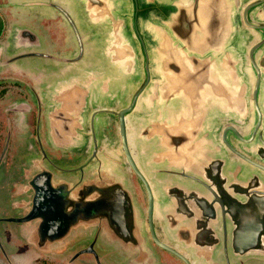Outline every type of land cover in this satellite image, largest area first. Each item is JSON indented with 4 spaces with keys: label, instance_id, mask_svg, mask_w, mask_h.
<instances>
[{
    "label": "flooded vegetation",
    "instance_id": "obj_1",
    "mask_svg": "<svg viewBox=\"0 0 264 264\" xmlns=\"http://www.w3.org/2000/svg\"><path fill=\"white\" fill-rule=\"evenodd\" d=\"M66 1L67 4L65 3L66 5L63 6L73 21L74 17H82L81 26H78L74 21L78 30L76 33L70 22L65 16H62L68 22L70 38H73V43L71 41L73 51L68 59L34 52L23 54L21 47L25 45H29L30 48L35 47L33 45H37L36 38H23V34L18 36L21 39L17 38L16 42L13 40L14 37L8 38L9 23L2 8L10 5L15 6V4L19 7L20 3L19 0H0V9H2V11L0 10V48L2 49L8 44L12 47V52L8 51L10 49L8 46L3 56L0 57L1 73L10 67L19 68L27 60L41 58L55 66L58 64L57 62L76 65L81 61L84 63L93 59L99 63L101 59L103 63L100 61V65L105 67L100 73L102 78L108 79V81L111 77L116 78L117 81L121 78L119 72L122 71L123 65H121V70L118 67L108 68L110 66L107 62L109 53L106 45L100 43L99 40V34L103 27L91 24L85 19V15L80 16L81 12L75 3ZM112 1L116 2L115 17L120 16L122 19V21H118L120 22V28H118L121 30L120 35L126 36L125 39H129L134 48L136 60L134 59L133 62H135L137 71L133 74V71L129 69L132 72L130 76L132 81H129L131 84L128 85H133L134 88L129 105L134 102L139 91L141 94L138 95L133 110L124 118L126 142L131 160L142 176L148 180L154 196L153 231L156 240L180 253L191 264H244V262L248 264L252 257L264 259V245L250 252L251 259L247 254H244L237 261L235 257L241 256H236L232 250L227 251L225 232L228 244V241H232L235 230L228 221L223 220L219 208H214L212 211L211 204L208 202L211 197L202 193L201 189L197 190L194 175L201 174L200 168L191 167L192 172L172 168L165 170L164 166L158 165L161 161L155 162L156 142L153 141L150 126L152 123L159 124L166 119L160 112L158 103L156 104L150 99L154 92V86L149 87V82L158 80L152 74L154 60H151L153 59L150 56L152 55L151 48L147 50L154 41L151 37H143L144 35L139 32L138 25L140 18L146 15L150 17L155 13L158 14L157 16L166 18L164 20L167 22V18L171 17L170 13H173L176 8L165 6L167 8L163 9L165 13L163 14L156 7L157 0ZM233 3L230 26L235 28L233 31L235 38L231 43L233 47L231 50L237 51L236 46H239L241 50L242 47L247 46L245 64H250L249 55L251 53L255 55L256 52L257 62L263 59L264 63V48H260L264 41V0H233ZM165 27L159 29L172 34ZM83 30L87 32L85 34H91L87 35L91 36L89 42L96 43L95 47L98 42L100 45L98 46L99 50L94 51L95 53L90 57L84 53L85 41L80 33ZM103 34L108 33L103 32ZM76 37L77 41H75ZM104 39L108 42L106 37ZM170 39L174 41L173 37ZM93 40L96 42L94 43ZM80 43L83 45L82 56ZM174 43V51L183 52L181 50L185 48L186 44L179 41ZM186 61H189L187 56L183 59L182 64H187ZM83 63H81L82 67H84ZM48 72L51 73V76L47 82L52 81L51 85L46 92H41V96L47 98L45 103L47 114L42 115V112L39 111L42 99L37 94L35 110L38 113L36 117L41 116V120L38 123V131L29 130V132L33 133V138L38 141L40 154L45 150L39 137L41 124L47 128L45 134L47 138H45L53 153L70 154L71 157L68 159L70 164L68 165L62 164V159L53 154L44 157L37 155L30 166L20 162L23 159L21 157L23 153L17 149V142H14L15 145L12 142L17 141V130H21L25 126L26 115L30 117L31 111L25 101H20L21 108H19L18 116L16 109L18 104L11 106L12 103L9 105L7 102L8 93L15 88V85H5L4 81L7 80L3 76L0 77V107L4 108V113L0 115V264H12L11 260L19 261V264H22L21 262L25 263L28 260L46 261L47 258L54 260L56 257L67 260V264H164L165 255L171 256L180 264H185L176 256L163 250L153 239L149 225V195L145 185L134 172L130 160L123 152L122 134H120L117 144L116 141L112 144L109 143L100 153V141L96 139V133H98L96 123L98 122L96 118L93 121H90L89 118L91 110L98 107L95 102L104 98L102 94L98 93L96 83L92 84L89 91H85L86 96L80 93V98L78 91L71 92L66 89L68 86L64 84L62 74L58 69H49ZM75 72L72 78L75 77ZM157 73L160 79L164 78L161 73L158 71ZM207 73L205 74L206 78ZM88 77L91 75L84 76L83 79ZM251 80L252 87H254L255 78L252 77ZM116 90L120 92L116 97L121 98L122 96L120 104L127 107L121 89L116 87ZM70 93L76 94L75 100L69 98ZM163 98L171 99L165 89H163ZM1 102H3L2 105ZM207 106L210 105L206 104L203 96L202 106L198 109L201 110L203 107L204 111H207ZM182 118L179 119V128L184 126L182 123L189 125L200 123V120L189 119L190 114L182 116ZM128 119L132 121L131 128H133L134 134L136 132L135 142L132 141V134H128V125H126ZM116 120L119 124L118 132H121L117 116ZM223 123L224 121L220 125L222 126ZM225 123L224 128L233 125ZM104 124L112 129L114 127L113 120L104 121ZM207 129L210 132L214 130L213 127ZM172 132L173 139H178L177 136L183 135V132L178 133V129L172 130ZM204 132L192 133L190 139L188 133L184 132L186 137L191 142L193 141L189 149L192 153L196 151L202 152L204 155L207 152L210 153L208 147L202 150L203 143H207L204 135L206 131ZM91 135H94L92 141ZM11 140L13 141L11 142ZM224 144L220 142L219 146L226 148ZM82 147L87 148L81 149ZM78 151H83L85 156H76ZM87 152L89 153L87 154ZM158 152L164 154L163 148H160ZM210 154L215 157V154ZM182 157L183 152L179 155L180 159ZM218 162H222L218 167L225 170L222 173L223 177L229 178L223 157ZM134 179H138V187L131 183ZM24 182H26V186H23ZM120 184L129 192L134 206L133 212L129 207L127 208V203L124 204L127 202L124 197H121L113 188L119 187L117 185ZM196 190L201 192L208 201L204 203L200 196L196 195ZM140 195L143 201L145 199V203L140 199ZM4 198L7 202L5 206H2ZM35 199L38 201L37 205H35ZM7 207L9 210L12 208V212L14 211L12 217H7ZM15 219H19V221L29 219L30 221L19 224L8 221ZM5 224H12L14 228L8 229L4 226ZM9 234H15L19 239V248L7 247L9 244L6 240Z\"/></svg>",
    "mask_w": 264,
    "mask_h": 264
},
{
    "label": "water",
    "instance_id": "obj_2",
    "mask_svg": "<svg viewBox=\"0 0 264 264\" xmlns=\"http://www.w3.org/2000/svg\"><path fill=\"white\" fill-rule=\"evenodd\" d=\"M76 2H80L83 5V10L89 22L103 27V30L99 34V40L100 43L106 45L108 53L116 57L115 60L122 61V67L129 66L128 69L133 71V74L136 73L137 68L135 67V62H133L136 60L133 53L134 51H132V54H128V49H132L121 39V30H118V28H120V22H116L115 20V12L117 11L116 2L112 0H77ZM50 6L63 14L70 22L74 31L78 33L73 19L67 14L66 10L55 4H51ZM78 7L80 8V4ZM178 16L181 15L178 14ZM178 18L179 17L176 16L174 20L170 21L171 25L168 24V26H166L171 33L174 32L172 27L174 28V25L178 22ZM103 32H107L108 34L105 35ZM156 32L155 30V33ZM150 36L154 41V33H151ZM162 36L160 32L157 33L156 43L162 39ZM105 37L108 42L105 41ZM80 47L82 56L83 45L81 43ZM235 48L237 49V51L235 50L236 52L233 50H226L225 52L218 50L215 52L216 56H210L209 63H205L209 65L207 78L205 80L207 81L206 85L212 86L211 82H215L216 84L224 82L225 88L229 90V93L225 94V101L227 100L228 102L227 108L229 107V113L223 116H221V114L217 115V118L212 119L210 116L211 112L207 110V113H203L202 120L206 121L208 119V127L210 129L213 127L214 130L212 132L207 128L201 130L202 127L199 130L206 131L204 135L206 136L205 139L207 143H203L202 150L208 147L210 153L215 154V158H218L217 160L213 159L210 164H207L205 162L211 154L207 152L204 155L202 152L198 153L199 151L191 153L190 156H187V153H185L186 155L180 159L179 155L182 154L184 148L183 146L180 147L174 144L172 129H168L167 124L161 125L160 122L159 124L152 123L150 130L153 135V141L156 142L155 162L157 160L161 161L158 165L164 166L165 170L172 168L175 170H186L187 172H192L191 167L200 168L201 174L196 176L193 173L195 178L194 176L192 177L195 179L196 186L198 187L197 190L201 189L202 193L210 196L211 199L208 201L207 198H205L201 192H197V190L195 193L200 196L204 203L208 201L211 204L212 211L214 208H219L223 220L228 221L234 227L233 239L232 241H228V244L225 232L226 249L228 247L227 251L232 250L236 256H241L235 257L236 260H240L244 254H247L248 258L251 259L252 255H250V252L264 245V63L263 59L257 62L258 57L256 52L255 55L253 53L249 55L251 65H246L245 60L247 58V53L245 51L247 46L242 47V50L239 46ZM260 48H264V41ZM231 55L236 61L230 58ZM188 59L193 62L192 66L193 64L195 65V63L199 64L201 60H203L200 57L199 60L193 56H188ZM151 60L153 61V59ZM118 66L117 67L121 70V64ZM128 72L129 73L123 74V72L120 71L119 75L121 77L131 76L132 72ZM157 74H154V76H156L158 80L152 83L149 82V87L154 86V92L150 99L156 104L158 103L160 112H162L165 119L174 112L176 114L179 113V111L184 112V110L185 113L187 111L189 112L182 100H174V103L171 102L173 97L168 100L163 98L164 88H162V84L160 83L161 79ZM252 77L255 78L254 87H252L251 83ZM189 88H192V86L182 89V92L185 94L188 93V96L191 97L192 92ZM148 91L150 92V88ZM139 94H141V91H139L138 95ZM137 97L128 110L121 111L117 115L121 126L123 152L130 160L134 172L147 189L150 200L149 225L153 239L163 250L176 256L185 264H191L180 253L161 244L155 238L153 231L154 196L149 182H147L148 180L142 176L137 166H135L131 160L126 142L124 118L135 107ZM179 101H181V103ZM190 108L196 109V107L192 106H190ZM231 108L235 110L231 111ZM211 109L217 111L219 105L214 104L211 106ZM208 114L209 116H207ZM223 121V125L226 124L225 122L233 125L224 128L223 125H220ZM182 136L183 135L175 137L183 141L185 138H182ZM168 140L171 141L173 147L167 145ZM220 142L223 144L225 143L224 145L226 148H221L219 146ZM160 148H163L164 154L158 152ZM221 157H223L226 169L228 170L227 173L229 174V178L223 177L220 170L221 167L217 168V166L222 164V162H218ZM117 186L119 187L113 188L116 189L121 197H124L127 201L124 204L127 203V208L129 207L130 211L133 212L134 206L131 202L129 192H127L123 185L120 184ZM37 204L38 201L35 199V205ZM214 217L213 212V218ZM29 219L8 221L19 224L28 222L30 221ZM248 262L250 264H264V259L252 257ZM244 264H246V262H244Z\"/></svg>",
    "mask_w": 264,
    "mask_h": 264
},
{
    "label": "crops",
    "instance_id": "obj_3",
    "mask_svg": "<svg viewBox=\"0 0 264 264\" xmlns=\"http://www.w3.org/2000/svg\"><path fill=\"white\" fill-rule=\"evenodd\" d=\"M76 1L77 0H68V3L73 2L77 6H79L80 4V16L85 15V19H87V15L83 10V5L80 2L77 3ZM65 3L67 4L66 0H35L31 4L20 3L19 5L20 7H42L44 9H53L50 5L55 4L66 10V8L63 6ZM144 4L148 5L147 3ZM165 6H169V8H176L173 13H170L171 17L167 18V22L164 20L166 18L157 16L158 14L155 13L150 17L146 15L140 18L138 28L139 32L144 35L143 37L145 38H150L151 33H154L155 35L154 42L150 45L149 48H147V50H150L151 48L150 53H152V55L150 56L154 60V71L152 72V74L156 75L157 71L161 73L162 77H164L160 80L162 88H164L165 91L170 94L171 98L173 97V102L174 100H182L184 105L189 110V112L187 111L186 113L184 110V112L179 111V113L173 114L168 119L163 120L161 122V125L167 124L168 129H178V133L183 132L182 138L184 137L185 139L183 141L173 139L174 144L180 147L183 146V156L186 155L185 153H187V156H190L192 152L189 149L191 147V144H193V141L191 142L189 140L191 138V134H198L200 132L199 130L201 129V127V130H204V128H208L209 126L208 119L206 121H201L203 113H207V111H204L203 107L201 108V110L198 109L200 106H202V97L204 96L206 104L210 105L207 107L208 111L211 112L210 116L212 119L217 118V115L221 114V116H223L229 113V107L227 108L228 102L227 100L225 101V94H228L229 90L225 88L226 86L224 85V82H222L221 84H216L215 82L213 83L210 81L212 86L206 85L207 81H205V74L206 72H208L209 65L205 63L210 61V56H216V51L219 50L221 52H225L226 50L229 51L231 50V48H233L231 43L235 38V34L233 33L235 28L230 26V21L232 18L231 13L233 10L232 7H234V3L233 0H157L156 7L159 9L158 11H160V13L165 14L163 11L164 8H167ZM16 8L17 6L15 4V6L10 5L9 7H6L5 10H3L4 14L8 16L7 18L9 21L8 38L12 36V38H15H13V40H15L16 42L18 41L17 38L21 39V37L18 36L23 34V38L33 37L36 38L35 40L37 41V45H33L35 47L30 48L29 45L22 46L21 52L23 54L34 52L44 55L47 54L58 57L62 56L65 57V59H68L70 57L73 48L71 44L70 33L68 32L69 25L66 23V20L62 17L63 15L60 12H58L56 9H53V11H55L53 12V14H45V18L43 20L44 22L41 26H43L44 32L46 34H43V31L36 32L26 27L19 26L17 28H13V25L16 24H14V22H17L16 17L19 14ZM75 13L77 14V12ZM178 14L181 16H178ZM176 16L179 18L176 25H174V28L172 27L174 31L172 32V34H167L165 31H161L159 29L168 26V24L171 25L170 21L174 20ZM120 19V16L115 18L116 22L122 21V19ZM74 21L78 24V26H81L82 17H74ZM165 28L168 29L167 27ZM155 30L157 31L156 33ZM159 32L163 36L162 39L159 40L158 43H156L157 33ZM28 33L29 35H26ZM80 33L83 35L85 41L84 53L90 57L93 53H95L94 51L99 50V42L97 45L98 49L96 50V41L94 42L93 40L95 44H92L91 42H89L91 36H87L91 34H85L87 32H85L84 30ZM125 37L126 36H124L123 34L121 35V39L124 41V43H126L128 46H130L129 48L132 49H128V54L130 55L132 54V51H134V48L131 45L130 40H126ZM171 37L174 38V41L173 39H170ZM175 41H179L183 44H186L185 48L181 50L183 52H180L178 50L174 51ZM8 46L10 48L8 51L12 52V47L10 46V44H8L4 48H0V57L3 56ZM185 56H193L198 59L200 57L203 60H201L199 64H193V66L192 61H186L187 64L184 65L182 64V61ZM115 58L116 57H113V55H110V53L108 54L107 62L110 65L108 66V68H117L119 64L122 65V61L115 60ZM230 58L235 60L232 55ZM41 59L27 60L23 63L22 66H19V68L10 67L7 68L6 71L21 70L22 68L28 70V72H30L35 77L36 83L32 84V86H35L34 90L36 89L35 91L38 92V88L40 86V88H42V91L46 92L47 88L51 85L52 82H47V79L51 76V73L48 72V70L58 69L59 72L62 74V80H64V84L68 86L66 87V89L71 92L78 91L80 98V93H82L83 96H86L85 91H89L92 84L96 83L98 93L102 94L103 97L107 95L108 97L115 98L117 95L120 94V92L116 90V87H119L121 89V93L123 94V96H125V106H127L131 101L134 88L133 85H128L130 83L129 81H131L132 79L130 75L125 77L122 76L121 78H119L118 81L116 78L113 79L112 77L109 81L108 79L105 80L104 78H102V76H100V73H102L103 68H105L100 65V61L101 63H103L101 59L99 60V63L96 59H93L92 61L88 60L84 63L81 61L76 65L70 63L60 64L59 62H57L58 64L56 66L55 64H52L49 61L47 62L44 59ZM81 63H83L84 67L81 66ZM128 71L129 69L127 67L122 68L123 74L129 73ZM74 72L75 79L72 78ZM82 73L85 74L84 76L91 75V77L83 79L84 76L82 77ZM189 86H192V88H189V90L193 93H191V97L188 96V93L185 94L182 92V89ZM111 92L113 93V95H111ZM69 95V98L75 100V93H70ZM179 102L181 103V101ZM214 104L219 105V109L217 111L211 109V106H213ZM190 106L196 107V109H191ZM42 107L44 108L45 114H47L46 104L42 103L41 106H39V110L42 109ZM233 110L235 109L231 108V111ZM41 111L43 112V110ZM188 114H190L189 119L194 118L195 120H200L201 123L196 125L182 123V125H184L186 128L184 129V126L182 128H179V119H181L182 116L185 117ZM207 116H209V114ZM128 132H130V130ZM184 132L188 133L189 139L188 137H186L187 135H185ZM135 134L132 128L133 142H135L136 139ZM167 145L169 147H173L171 141L169 140L167 142ZM213 159L215 160L216 158L210 156L208 157L205 163L210 164ZM220 170L221 173L225 171L224 168H220ZM6 242L7 244H9L7 247L19 248V239L15 236V234H9ZM165 258L170 262L179 263L169 255H165ZM1 262L3 261L1 260ZM11 263L19 264V261L16 262L11 260ZM21 263L34 264V261L28 260L25 263Z\"/></svg>",
    "mask_w": 264,
    "mask_h": 264
},
{
    "label": "rangeland",
    "instance_id": "obj_4",
    "mask_svg": "<svg viewBox=\"0 0 264 264\" xmlns=\"http://www.w3.org/2000/svg\"><path fill=\"white\" fill-rule=\"evenodd\" d=\"M33 1L35 0H19V3H25V4H30L33 3ZM30 2V3H29ZM129 7V6H128ZM130 8V7H129ZM3 10H5L6 8H2ZM2 9H0L2 11ZM19 12V14L17 15L16 19L17 22L15 21L13 25V28H17L19 26L21 27H26L29 29H32L36 32H42L43 34H46L44 32L43 26H41L43 24V20L45 18V14H53V9H44L42 7H17L16 8ZM9 13V12H8ZM57 13V12H56ZM8 16L6 15V18ZM8 20V18H7ZM9 23V21H8ZM68 24V22H66ZM7 24V23H6ZM11 24V23H10ZM71 41L73 43V38L71 37ZM75 41H77V37L75 38ZM140 42V40H139ZM45 47V46H44ZM3 76L5 77V85H9V84H13L15 85L14 89H11V91H9L8 95L9 97L7 98V102L8 104L11 106L13 105H19L20 101H25L31 111V116L29 117L28 115H26V122H25V126H23V128H21V130H17V141H13L11 140V142L14 144V142L16 143L17 149L19 150V152L23 153L22 154V161L20 160V162L22 163H26L28 166L32 165V161L35 159V157L37 155L39 156H46V155H55L56 157H60L62 159V164H70L68 163V159L70 156V154H62L59 153L58 154H54L50 144L48 142V140L46 139L47 137L45 136L46 132H47V128H45L42 124H41V134H39L38 138L40 141L43 142L45 150L41 151L39 154V143L36 139L33 138V133H30L29 130H33V131H38V123H40L41 120V116L40 117H36L38 111L35 110V106L37 105L36 101L37 100V94L41 97L42 103H46L47 102V98H45L44 96H41V92L42 88H38V92L34 90L35 86H32L33 83H36L35 81V77L34 75H32L30 72H28V70L22 68L21 70H14V71H3L2 73L0 72V77ZM50 80L49 78L47 79V81ZM52 80V79H51ZM111 95H113V93L111 92ZM39 97V99H40ZM122 98V96H121ZM121 98L116 97V98H112V97H108V96H104L103 99H101V101L99 102H95L97 103V109H92L91 112L89 113V118L90 121H93L95 118L97 120L96 123L97 127H98V133H96V139L100 141V153L103 152V150L109 145V143H113L114 141H116V144L118 143V140L120 138V134L121 132H118V127L119 124L116 120V116L119 112H121L122 110L131 107L133 105V102L131 103V105L128 104L127 107H123L120 104ZM16 100H18L17 102H15ZM3 102H1L2 105ZM17 105V110H18V116H19V107ZM100 105V106H99ZM1 111H0V115H2L4 113V108L1 106ZM43 110V112L41 111ZM39 111L42 112V115L45 114L44 108L42 107V109H40ZM22 114V113H21ZM12 115H14V113H12ZM19 119H21L19 117ZM37 120V121H36ZM107 120H113V126L114 128H110L108 125L106 127V125L104 124V121L107 122ZM131 120L128 119V121L126 122V125H128V130H130V132H128V134H132V128H131ZM91 129V128H90ZM129 134V135H130ZM115 135H116V140H115ZM46 137V138H45ZM24 139H26L24 141ZM91 141L94 140V135H91ZM95 139V140H96ZM24 141V142H22ZM22 142V143H21ZM11 143V145H12ZM21 143V147L19 146V144ZM89 145V144H88ZM87 145V146H88ZM87 147H82L81 149H86ZM16 151V150H15ZM14 151V153H15ZM89 152H87L88 154ZM86 154V156H87ZM76 156H81L84 157L85 153L83 151H78V154H75ZM65 158V159H64ZM64 166V165H63ZM132 176V175H131ZM130 176V177H131ZM133 177V176H132ZM11 179H13L11 177ZM135 180V181H134ZM132 180V184L133 185H137L138 184V179H134ZM139 185V184H138ZM137 185V187H138ZM23 186H26V182L23 183ZM140 199L143 201L142 196L140 195ZM7 200L4 198L3 199V203L2 206L6 205ZM145 203V199L143 201ZM7 217H12L14 211L12 212V208L9 210L7 207ZM5 227L9 228H14V225L12 224H5ZM43 258V257H42ZM45 259V258H44ZM165 260H163L164 264H179V263H175V262H170L168 261L166 258H164ZM67 260L60 258V257H56L54 258V260H49V258L46 259V261L41 260V261H34V264H67Z\"/></svg>",
    "mask_w": 264,
    "mask_h": 264
}]
</instances>
